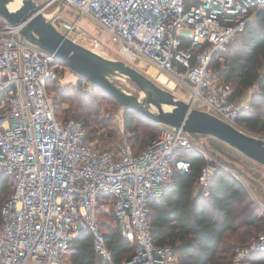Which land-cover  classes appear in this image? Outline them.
<instances>
[{"label": "built area", "instance_id": "1", "mask_svg": "<svg viewBox=\"0 0 264 264\" xmlns=\"http://www.w3.org/2000/svg\"><path fill=\"white\" fill-rule=\"evenodd\" d=\"M56 1L104 34L95 37L76 20L53 24L66 36L91 37L124 62L155 69L173 83L169 89L179 88L190 108L240 130L238 112L249 108L255 86L247 97L230 99L213 62L222 60L264 0H49L46 5ZM19 28L0 25V177L12 185L1 208L0 264H73L71 244L84 231L91 234L95 253L110 260L106 222L99 216L109 207L121 236L134 247L121 264H175L172 249L153 242L149 200L160 197L176 172L189 170L191 153L200 152L205 160L197 180L204 194L215 171L227 169L181 128L163 126L136 154L127 135L115 152L102 151L87 139L85 120L56 117L46 87L65 64L23 38ZM258 137L264 140V133ZM260 253L264 229L234 248V264Z\"/></svg>", "mask_w": 264, "mask_h": 264}, {"label": "trees", "instance_id": "2", "mask_svg": "<svg viewBox=\"0 0 264 264\" xmlns=\"http://www.w3.org/2000/svg\"><path fill=\"white\" fill-rule=\"evenodd\" d=\"M2 24L3 20L0 19V25ZM237 42L239 43L236 44ZM213 67L220 69V81L230 89L232 100L240 99L255 86L249 97V108L238 112L237 121L251 132L264 133V8L229 44L222 60L213 62ZM65 68L66 65L60 69ZM78 77L79 84L74 94L77 95L78 105L74 110L73 106L63 108L60 110L63 115L59 114L58 103L63 104L62 96L64 97L67 91H54L59 88L55 79L47 83V93L54 100L55 115L58 119L85 120L87 139L95 141L102 151L115 152L118 145L109 150L108 143L109 139L116 136L117 130L98 131V126H91L89 129V123L82 115L80 95L83 93L80 81L87 80ZM102 91L107 93L104 89ZM75 99L70 100V103ZM69 112L72 116L66 115ZM123 114L125 135L135 154L146 148L163 128V125L160 126L124 107ZM159 126L160 131L157 132L155 129ZM211 151L210 153L223 164L221 155ZM189 157V170L176 172L160 197L152 198L148 202V223L153 242L159 246H169L176 256L175 264H234V248L248 243L264 229L261 209L253 205L243 184L223 168L217 169L211 176L208 193L204 194L205 188L198 186L197 180L205 160L200 152L191 153ZM243 157L249 159L244 155ZM11 192L10 181L4 176L0 177V223L1 208ZM110 213L114 225L107 222L106 214H99L106 221L102 230L111 253L110 260H105L95 253L91 234L84 231L71 244L70 258L73 264H121L132 254L134 247L121 236L112 209ZM242 264H264V253L253 255Z\"/></svg>", "mask_w": 264, "mask_h": 264}, {"label": "water", "instance_id": "3", "mask_svg": "<svg viewBox=\"0 0 264 264\" xmlns=\"http://www.w3.org/2000/svg\"><path fill=\"white\" fill-rule=\"evenodd\" d=\"M13 0H0V19L18 26L23 38L53 54L78 76L104 89L118 104L166 127L181 128L192 139L211 136L264 166V140L237 129L204 110L190 108L184 100L164 89L123 60L105 57L66 36L46 17L43 5L22 0L9 8ZM119 76L139 87L141 96L131 94L111 77ZM168 187V186H167ZM166 187V188H167ZM165 188V189H166Z\"/></svg>", "mask_w": 264, "mask_h": 264}, {"label": "rangeland", "instance_id": "4", "mask_svg": "<svg viewBox=\"0 0 264 264\" xmlns=\"http://www.w3.org/2000/svg\"><path fill=\"white\" fill-rule=\"evenodd\" d=\"M37 4L43 5L49 0H34ZM60 1H56L50 5L42 6L41 11L42 13L48 17L52 18V23L60 26L61 23L71 22V21H78L80 26L89 33L92 32L95 37H103L104 34L102 31H100L94 23H92L90 20L84 18V17H78L74 9L70 6H64L62 9L59 8ZM254 20V19H253ZM252 20V21H253ZM251 21V22H252ZM63 30V28H62ZM74 39L76 42L82 44L83 46L105 56L110 59H118V60H124L123 57L119 56L115 52L110 50V47L104 46L102 47L98 44L93 43V40H91V37L84 38V36H81L80 34H74ZM237 42L236 44H238ZM130 65L133 66L135 69H137L142 74L148 76L153 81H155L157 84H159L164 89H167L174 93V95L181 100H184L186 97L183 95L179 88L175 89H169L170 87H167L165 83L159 82L157 77L155 75H150L148 73V70H146V67H141L135 63H131ZM59 71V72H58ZM56 73L55 80L57 81V86L59 88H55L54 91L59 90H66L67 94L64 93L63 104L58 103L59 106V114L63 115L60 110L66 107L73 106V110L78 105V98L77 95H74L76 92V88L78 83V75L75 74L72 70H70L68 67L63 70H58ZM147 71V72H146ZM158 74V73H156ZM161 74V73H160ZM165 84V85H162ZM80 87L82 89L83 95H80V100L83 108L82 115H84L89 123V129H91V126H97L99 127L98 131L105 130H117L116 136H114L112 139H109V150H113L120 142L122 137L126 134L124 130L125 125V118L123 114V106L115 102L107 93H104L101 88L94 86L89 81H80ZM139 90V87L136 86ZM126 91L129 92L125 87H122ZM172 88V87H171ZM254 91L252 89L251 93ZM138 93H135L137 95ZM74 95V96H73ZM245 97L248 96L247 92L244 95ZM250 97V96H249ZM76 98V99H75ZM66 99V100H65ZM75 99V101H72L70 103V100ZM250 99V98H249ZM66 115H70V112ZM96 124V125H95ZM240 124V123H239ZM143 126V123L141 124ZM100 126H104L103 128ZM161 126V124H160ZM160 126L157 127V132L160 131ZM150 128V127H146ZM154 130V129H149ZM154 130V131H155ZM240 130L249 133L251 135H255L258 137V135H261L262 133H254L248 130L243 124H240ZM194 143L197 145L203 144L204 146H207V150L209 151H216L217 154L221 155V158L223 161V166L227 169V172L232 174L234 177L236 176L238 180L243 184V186L247 189V191L250 194V199L253 205L256 207L259 206L260 209L264 207V166L260 165L250 159H246L243 157V155L238 152L237 150L231 148L229 145L219 142L213 137L210 136H201L197 140L193 139ZM217 143V144H216ZM211 151V152H212ZM215 158V156L213 155ZM219 163L220 161L215 158ZM235 177V178H236ZM236 178V179H237ZM111 208L109 207L108 210L104 213L106 214L107 222L114 225L112 222L111 217ZM105 220V219H104ZM106 222V221H105ZM174 264V262H172Z\"/></svg>", "mask_w": 264, "mask_h": 264}, {"label": "bare ground", "instance_id": "5", "mask_svg": "<svg viewBox=\"0 0 264 264\" xmlns=\"http://www.w3.org/2000/svg\"><path fill=\"white\" fill-rule=\"evenodd\" d=\"M21 1L22 0H13L11 3H9V8L11 10L16 9L17 7L20 6ZM148 73L150 75H155L157 77L156 80H158L159 82L167 84V86L170 88L173 87V83L168 78H166L164 74H160V73L156 74L157 72L153 68H149ZM111 80L115 82L117 85H119L120 87H125L127 90H129L131 94L135 95V93H138L137 96L142 95V92H140V90L137 89L136 85L128 79H125L119 76H114V77H111Z\"/></svg>", "mask_w": 264, "mask_h": 264}, {"label": "crops", "instance_id": "6", "mask_svg": "<svg viewBox=\"0 0 264 264\" xmlns=\"http://www.w3.org/2000/svg\"><path fill=\"white\" fill-rule=\"evenodd\" d=\"M244 97V96H243ZM199 186V185H198ZM242 264V263H241Z\"/></svg>", "mask_w": 264, "mask_h": 264}]
</instances>
